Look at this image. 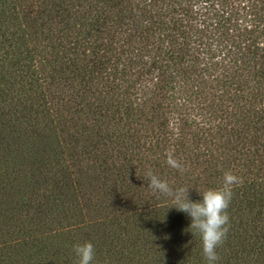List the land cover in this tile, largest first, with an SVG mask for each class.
I'll list each match as a JSON object with an SVG mask.
<instances>
[{"label":"trees","instance_id":"obj_1","mask_svg":"<svg viewBox=\"0 0 264 264\" xmlns=\"http://www.w3.org/2000/svg\"><path fill=\"white\" fill-rule=\"evenodd\" d=\"M148 170L240 177L216 264H264V0H0V264H207Z\"/></svg>","mask_w":264,"mask_h":264},{"label":"clouds","instance_id":"obj_2","mask_svg":"<svg viewBox=\"0 0 264 264\" xmlns=\"http://www.w3.org/2000/svg\"><path fill=\"white\" fill-rule=\"evenodd\" d=\"M166 164L173 169L184 170L183 165L171 151L166 153ZM143 179L147 181V187L154 194L159 193L171 198L172 207L190 217L189 229L192 235H199L207 264H216L220 259L217 248L224 242L229 230L230 220L227 209L233 197V187L242 184V179L231 171H226L223 174L222 185L218 188L197 190L202 199L196 201L189 198V188L173 189L166 180L161 179L151 170L145 173ZM73 251L77 257L76 264H92L95 249L91 242L76 244Z\"/></svg>","mask_w":264,"mask_h":264}]
</instances>
